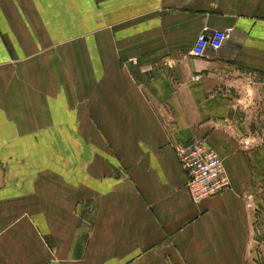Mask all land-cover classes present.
<instances>
[{
    "label": "crops",
    "instance_id": "crops-1",
    "mask_svg": "<svg viewBox=\"0 0 264 264\" xmlns=\"http://www.w3.org/2000/svg\"><path fill=\"white\" fill-rule=\"evenodd\" d=\"M243 71L264 75V0H0V264H264ZM199 138L231 187L193 203L176 150Z\"/></svg>",
    "mask_w": 264,
    "mask_h": 264
},
{
    "label": "built area",
    "instance_id": "built-area-1",
    "mask_svg": "<svg viewBox=\"0 0 264 264\" xmlns=\"http://www.w3.org/2000/svg\"><path fill=\"white\" fill-rule=\"evenodd\" d=\"M233 27L199 33L189 52L192 56L203 57L208 49L219 50L231 37ZM195 75L194 80H199ZM178 162L185 174V190L193 203L219 195L230 189V179L219 154L209 147L204 138L177 148Z\"/></svg>",
    "mask_w": 264,
    "mask_h": 264
},
{
    "label": "rangeland",
    "instance_id": "rangeland-1",
    "mask_svg": "<svg viewBox=\"0 0 264 264\" xmlns=\"http://www.w3.org/2000/svg\"><path fill=\"white\" fill-rule=\"evenodd\" d=\"M243 73L248 75L250 82L263 81L264 83V75L262 74H257L248 71H243ZM255 106H256V111L254 113H250L247 119H243L241 121L245 123V128L247 129V133H248L247 138L249 143L255 144V142H259L260 144H262V146H264V103L256 104ZM238 139L241 140L242 137H238ZM260 173L262 174V178L259 180V182H255V183L252 182L250 184L247 183V186L249 187L248 189L249 193H247V197H248L247 201L249 202H252L254 195L262 194V197L264 198V168ZM249 194L251 195V198Z\"/></svg>",
    "mask_w": 264,
    "mask_h": 264
}]
</instances>
